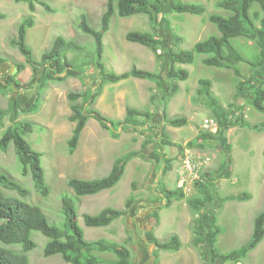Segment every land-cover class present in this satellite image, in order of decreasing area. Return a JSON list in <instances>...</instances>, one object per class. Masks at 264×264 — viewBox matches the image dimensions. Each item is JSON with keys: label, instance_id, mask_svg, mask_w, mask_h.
<instances>
[{"label": "rangeland", "instance_id": "obj_1", "mask_svg": "<svg viewBox=\"0 0 264 264\" xmlns=\"http://www.w3.org/2000/svg\"><path fill=\"white\" fill-rule=\"evenodd\" d=\"M40 1H45L55 12L48 13L36 3L33 13L27 3L0 0V58L5 61L0 64V82L5 83L7 76L15 75L18 65H23L24 70L17 74V80L27 83L34 76L32 66L14 44L18 27L28 16L35 19V26L29 29L27 34V44L32 49L35 63L41 62L42 54L52 47L58 36L75 40L91 50L95 47V38L84 34L79 25L82 16L86 15L88 22L94 28L100 29L106 0ZM177 1L202 4L206 13L201 17L178 14L171 8L172 0H166L164 11L156 18L155 29L151 26L148 16L121 18L115 14L111 19L110 30L104 36L103 62L106 71L121 74L136 67L161 74L164 71V62L158 56L168 52L170 47L175 51L192 50L196 43L210 36L220 35L216 26L208 20L212 14L228 16L229 13L217 8L218 0ZM156 29L160 36L157 37L160 45L157 52L126 40L127 33L131 31L155 33ZM173 34L181 38L179 44L174 43ZM234 46L249 61H253L260 53L256 43L250 39H235ZM68 56L74 58L77 54L69 53ZM197 57L193 65H177L187 69L190 76L188 80L178 82V92L167 96L166 100V119H186L187 125L181 128L165 126V121L161 120L164 105L160 97L169 82L164 83V86L163 82L158 84L138 78H129L117 84L105 82L101 85V96L95 105L103 115L114 121H123L127 118V109L135 107L152 112L154 118L150 120V124L143 127L141 124L138 128L122 126L116 138L92 118L88 121L79 147L73 155L68 152V140L75 127V124L69 121L72 111L68 94L82 93L86 89L96 91L100 79L95 69L62 82L49 81L46 85L25 93L11 89L4 95L0 94V108L9 110V115L4 119V127L0 130V138L13 123H31L33 133L27 134L25 138L34 150L43 154L42 165L50 193L47 197L40 195L35 189L31 174L22 175L14 143L6 153L0 151V173H6L25 187L30 192L25 201L38 206L51 224L62 225L63 196L76 198L74 191L68 186L69 180L103 178L110 173L116 158L128 152H136L137 155L126 167L125 174L117 186L95 196L78 199V220L87 240L104 238L121 243L131 231L136 264H209L208 258L212 254L210 244H206L204 248L194 244L195 228L202 221L211 235L210 240L214 239V248L218 253L227 254L244 246L252 236L255 218L264 209V131L257 132L251 128V125L264 122V114L256 111L249 99H244L242 95L237 98L241 82L251 78L252 67L246 64L241 66L243 78L238 77L234 70L206 66L203 63L205 56ZM42 72L43 67H39L38 76ZM201 80L212 83L209 91L201 92ZM39 92V108L36 112H26ZM152 96H155L154 101L151 100ZM15 102L18 103L17 107L14 106ZM216 108L224 112L227 120L223 139L211 140L205 148L196 144L189 147L202 133V119L212 116L213 109ZM139 121H143L142 118ZM156 123L159 125V131L153 134L148 126L153 127ZM164 126L170 140L185 147L184 156L188 151H204L214 155L213 164L208 168L209 174L214 175L222 169V164L227 162L231 152L229 177L220 175L215 180L217 201L201 209L199 213L188 203V199L200 196L195 187L185 194L184 199L173 200L169 208L163 205L161 193L156 188L159 185L158 180H161L168 189L174 190L183 172L184 158H180L176 147L146 144L152 136L158 139ZM154 151H159L162 155L167 154L171 158L172 169L166 175L161 174L148 159ZM134 184L136 188L133 187ZM0 189L8 197H18L14 191L3 187ZM243 193L249 194L251 199L244 202L230 200V197ZM131 196L136 201L132 209L127 211L125 218L116 220L106 228L85 226L83 214L96 215L107 207L125 209V204ZM148 230H154L156 237L161 241H167L171 236L177 235L182 248L178 252L157 251L147 238ZM33 240L37 247L28 253L30 264H68L60 255L44 257L43 249L47 238L41 233L34 232ZM0 246L5 245L0 243ZM100 257L106 260L104 264H111L110 262L116 260L111 254H101ZM214 262L264 264V240L246 259L238 263H223L220 259Z\"/></svg>", "mask_w": 264, "mask_h": 264}, {"label": "trees", "instance_id": "obj_2", "mask_svg": "<svg viewBox=\"0 0 264 264\" xmlns=\"http://www.w3.org/2000/svg\"><path fill=\"white\" fill-rule=\"evenodd\" d=\"M15 2L27 3L31 12H35L36 3L41 5L47 12H55L45 1L15 0ZM106 2V10L101 18L100 29L94 28L88 22L86 15L82 16L79 25V29L83 33L95 38L96 43L93 50L74 40H67L62 36H58L54 40L52 47L42 54L40 63L34 62L32 49L27 44L28 30L34 27L35 19L33 16L24 18L18 27L14 44L26 58L28 64L32 66L34 76L27 83L17 80V74L24 70L23 65H18L15 75L7 76L5 83L0 82V94L2 95L11 89L25 93L28 90L38 89V86L42 87L49 81L62 82L71 77H79L87 70L95 69L100 79L96 91L91 92L90 89H86L82 93L71 92L68 94V101L71 104L72 111L69 121L75 124L72 136L68 140V152L70 155L76 152L82 133L91 118L96 119L103 129L109 131L115 138L119 136L118 132L122 126L138 128L142 125L143 127L145 124H150V120L154 118L152 112L135 108L127 109V118L123 121H114L103 115L95 108V105L102 92L101 85L105 82L117 84L129 78L155 81L158 84L163 82V86L164 83L167 84L169 82L167 89L161 93L160 97L162 105H164L161 120L165 121V126L170 125L176 128L185 126L187 123L186 119L177 118L169 121L166 119V100L167 96L178 92V82L186 81L190 76L187 69L177 67V65H193L198 58L197 56H205L203 63L206 66L234 70L238 77H243L240 70L243 64L252 67L251 78L248 80L244 79L241 82V90L237 98L242 95L244 99H249L252 107L259 113L264 114V0H218L216 3L217 8L229 14L228 16L212 14L208 17V20L216 26L220 35L210 36L206 40L196 43L192 50L175 51L170 47L168 52L165 51L158 56L164 62V71L161 74L136 67L122 74L107 72L103 62V38L105 33L109 31L111 19L115 14L121 18L136 15L148 16L151 26L155 29L157 25L156 18L164 11L166 0H106ZM171 8L178 14H190L198 17L206 13V8L202 4L183 3L177 0H172ZM157 37L160 38L157 34V29L155 33L131 31L127 33L126 40L157 52L160 46ZM238 38L253 40L258 49H260V53L253 61L244 58L234 46V40ZM173 39L175 44H179L182 41L175 34H173ZM69 53L77 54V56L69 58ZM3 62L5 61L0 58V64ZM39 67H43V72L40 76H38ZM200 84L202 86L201 92L209 91L212 86V83L208 80H201ZM40 99L41 94L39 92L36 100L26 112H36L40 106ZM151 100L154 101L155 96H152ZM14 106L17 107L18 103L15 102ZM213 112L219 123V134L214 136L201 133L197 136L195 142L189 144V147H193L196 144L200 148H205L209 141L218 138L220 140L221 138L223 139L227 120H225L219 109H213ZM8 115L9 110L0 108V129L4 127V119ZM140 118L143 121L140 122ZM242 119L243 117L240 120ZM152 126L148 127L153 134L159 131L157 123ZM165 126L161 130V135L158 139L152 136L146 144L155 143L162 147H176L179 150L180 158L183 159L185 157V147L170 140ZM251 128L257 132H263L264 122L259 125H251ZM32 132L33 128L29 122L13 123L0 138V151L6 153L9 146L14 143L22 175L28 176L31 174L36 191L40 195L47 197L50 193V188L46 182L45 170L42 166L43 154L35 151L25 138L27 134ZM186 146L188 147V145ZM136 155V152H128L116 158L110 173L103 178L93 180L73 178L69 180L68 186L74 191L76 198L69 195L63 196L62 215L64 221L62 225L51 224L38 206L31 205L25 201L30 196V192L6 173H0V187L15 191L18 194V197H8L0 189V243L5 245L0 246V264H30L28 253L37 247L33 240L34 232H39L48 239L43 250L45 258L60 255L68 264H104L106 260L102 259L100 255L111 254L116 258V260L110 262L111 264H136L132 250L134 238L131 231H129L127 239L121 243L104 238L95 241L87 240L85 231L79 224L77 207L79 198L95 196L117 186L125 174L126 167ZM148 159L163 175H166L172 169V160L167 154L163 153L162 155L159 151H154ZM230 168L231 162L228 159L225 164H222V169L216 171L214 175L206 172L202 175V180L194 184L200 196L188 199V203L196 212L199 213L201 209L213 205L217 201L216 177H220V175L229 177ZM157 184L159 185L156 188L159 189L160 197L163 199V205L166 208L171 206L173 200L184 199L185 193L181 188L176 187L174 190H170L161 180H158ZM133 187L136 188V184ZM250 199L251 196L247 193L230 197L232 201L241 202ZM135 201L131 196L125 204V210L107 207L96 215L84 214V224L89 228L109 227L116 220L125 218L127 211L132 209ZM155 215L157 216L156 213ZM194 233V244L197 247L202 245L204 248L206 244L211 246L212 254L208 258L209 264H214V261L219 259L223 263H238L246 259L264 240V209L254 220V228L250 240L244 246L227 254H220L214 248V239L210 240L211 235L202 221L196 226ZM147 238L156 247L157 251L178 252L182 248V243L177 235L171 236L167 241H161L156 237L154 230H148ZM155 264L158 263L156 262Z\"/></svg>", "mask_w": 264, "mask_h": 264}, {"label": "clouds", "instance_id": "obj_3", "mask_svg": "<svg viewBox=\"0 0 264 264\" xmlns=\"http://www.w3.org/2000/svg\"><path fill=\"white\" fill-rule=\"evenodd\" d=\"M53 9V8H52ZM34 13V12H33ZM48 13H51V12H48ZM54 13V12H53ZM111 23V22H110ZM35 26V25H34ZM110 30V29H109ZM107 33V32H106ZM105 33V34H106ZM85 34V33H84ZM87 35V34H86ZM105 36V35H104ZM66 39V38H65ZM75 41V40H74ZM103 43H104V38H103ZM5 63V62H3ZM122 74V73H121ZM101 96V95H100ZM99 99V98H98ZM98 101V100H97ZM96 108V107H95ZM131 108H135V107H131ZM97 109V108H96ZM135 109H138V108H135ZM218 109V108H216ZM140 110V109H138ZM142 111V110H141ZM220 111V110H219ZM225 120H226V117L224 115V112L221 111ZM92 119V118H91ZM205 119H213L215 122H216V125H217V130L216 132H212V131H208L206 130L204 127H203V124H204V120ZM117 121V120H116ZM187 125V123H186ZM87 126V125H86ZM181 128V127H179ZM1 130V129H0ZM105 130V129H104ZM201 130H202V133L203 134H209V135H214V136H217L220 132V127H219V123H218V120L214 117V115L212 116H207L205 118L202 119L201 121ZM107 131V130H106ZM109 132V131H108ZM33 133V132H32ZM225 133V132H224ZM224 133H223V136H224ZM30 134V133H29ZM201 134V133H200ZM197 138V137H196ZM80 143V142H79ZM32 146V145H31ZM79 147V145H78ZM33 148V147H32ZM229 148V151L231 150V146L228 147ZM16 150V149H15ZM36 151V150H35ZM231 155V152L228 156V159ZM199 157H201L202 161L204 160H207L206 163H204L202 165V167L196 172V176L197 177H193V175L191 176L190 175V172L189 170L187 169L186 167V161L188 159H198ZM43 159V157H42ZM213 159H214V155L210 152H200V151H188V153L185 155L184 157V161H183V172L181 173V177H179V182H178V185L177 187L178 188H181L183 190V192L186 194V193H190L192 191V188L194 187V184L197 182V181H200L202 180V175L206 172H209L210 170L208 169L209 167H211V165L213 164ZM228 161V160H227ZM43 166V165H42ZM46 175V173H45ZM78 179V178H77ZM8 190V189H7ZM15 192V191H14ZM32 205V204H31ZM119 210H125V209H119ZM84 215V214H83ZM92 215V214H90ZM119 220V219H118ZM113 224V223H112ZM86 226V225H85ZM48 241V239H47ZM44 250V249H43Z\"/></svg>", "mask_w": 264, "mask_h": 264}, {"label": "built area", "instance_id": "obj_4", "mask_svg": "<svg viewBox=\"0 0 264 264\" xmlns=\"http://www.w3.org/2000/svg\"><path fill=\"white\" fill-rule=\"evenodd\" d=\"M203 127L206 130L212 131V132H216V130H217L216 122L213 119H205L204 120ZM207 160L202 161L201 157H199L196 160H194V159H188L186 161V167L189 170L190 175L191 176L193 175L194 178L197 177L196 176V172L202 167V165L204 163L207 162Z\"/></svg>", "mask_w": 264, "mask_h": 264}]
</instances>
